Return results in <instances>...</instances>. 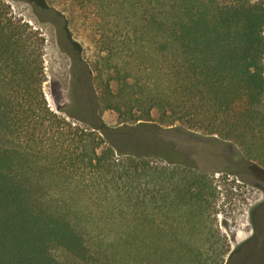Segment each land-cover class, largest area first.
Returning a JSON list of instances; mask_svg holds the SVG:
<instances>
[{
	"label": "trees",
	"instance_id": "16d2710c",
	"mask_svg": "<svg viewBox=\"0 0 264 264\" xmlns=\"http://www.w3.org/2000/svg\"><path fill=\"white\" fill-rule=\"evenodd\" d=\"M102 1L123 11L132 44L139 42V26L147 42L153 33L157 41L149 47L162 56L168 44L174 47L172 63L164 61L157 72L162 81L156 88L162 89L149 99L138 97L136 81L128 78L117 80L115 92L106 83L99 104L116 114L115 127L95 113L91 72L79 57L70 68L69 103L56 107L63 115L51 109L42 90L44 39L0 0V67L9 72L0 81V135L20 138L12 146L0 144V264H59L50 252L54 247L87 261L86 236L100 228L82 219L97 205L124 221L114 224L95 264H224L206 257L194 238L211 202L208 179L174 150L165 131L172 129L163 126L186 125L210 141L235 145L234 158L260 160L263 2ZM45 2L54 12L49 20L62 49L69 41L64 16L84 21L98 10L97 0ZM111 50L107 45L101 53ZM125 88L131 91L127 103ZM153 109L160 123L152 122ZM41 141L48 148L39 147L35 163L25 143Z\"/></svg>",
	"mask_w": 264,
	"mask_h": 264
},
{
	"label": "rangeland",
	"instance_id": "374dc122",
	"mask_svg": "<svg viewBox=\"0 0 264 264\" xmlns=\"http://www.w3.org/2000/svg\"><path fill=\"white\" fill-rule=\"evenodd\" d=\"M2 1L8 5L14 18L27 23L44 39L42 90L49 106L58 114L62 113L56 107H63L69 103L72 92L70 68L76 57L80 58L87 72L88 70L91 72L89 82L96 95L95 113L100 114L103 123L109 127L118 126L119 120L115 113L102 110L100 107L99 99L101 100L106 83L109 82L111 91L115 92L117 80L128 78L129 82L136 81L133 91L143 101L162 89L158 91L156 88L157 81L160 83L162 81V76L158 77L157 72L164 61L172 63L174 47L168 44L167 51L162 56L155 51V46L149 47L157 41L153 33L147 42V37L142 34L144 32L139 26V33L136 34L139 42L135 45L129 42L126 39L128 37L125 30L126 17L118 5L109 8L107 2L97 0V13L89 10L92 11L90 17L93 16L84 21L80 18L72 19L66 14L64 19L67 22L66 36L69 41L65 42L63 45L65 49H62L57 43L55 26L49 20L54 12L45 0ZM40 12H47L49 16L40 17L37 14ZM107 45L112 49L109 55L106 51L101 53V49ZM77 66L75 67L78 68ZM79 69L80 67L75 73L79 74ZM8 75L9 72L0 67V81L6 80L5 77ZM154 83L155 89H152ZM130 93L128 88L121 92L123 102L127 103ZM151 120L153 123H160L156 109L151 111ZM163 128L172 129L165 131L166 138L174 142V150L180 153L185 161L203 172L208 179L211 202L194 236L202 250H206V257H210L211 261L222 259L224 264H244L246 258L256 253L264 260V249L262 246L255 247L251 244L250 238L257 218L254 209L258 207L260 210L264 207V149L259 151L260 160L248 161L246 158H234L236 151H239L235 145L210 141L200 130H191L177 122L171 127L164 124ZM17 136L19 135L15 134L14 138L0 135V144L12 146L20 139H17ZM22 145L32 148L29 153L32 154V161L35 163L39 160V155L36 154L39 147L48 148L45 141L36 145L27 143ZM89 211L92 215L84 217L82 221L86 225L100 228L97 234L86 236L90 250L89 259L85 262L79 261L65 250L54 247L50 252L59 264H95V259L108 248L107 235L112 233L114 224H121L124 221L110 208L108 210L97 205ZM258 216L264 218V208ZM176 217L174 213V225L177 224ZM223 250L225 256L220 258L218 253Z\"/></svg>",
	"mask_w": 264,
	"mask_h": 264
},
{
	"label": "flooded vegetation",
	"instance_id": "af4514ba",
	"mask_svg": "<svg viewBox=\"0 0 264 264\" xmlns=\"http://www.w3.org/2000/svg\"><path fill=\"white\" fill-rule=\"evenodd\" d=\"M264 6V0H262ZM264 208V207H263ZM260 210L256 207L254 210L257 213V218L255 219V226L251 234V241L255 247H260L264 249V218L259 217ZM244 264H264V260L261 259L258 254L254 253L250 258L244 260Z\"/></svg>",
	"mask_w": 264,
	"mask_h": 264
}]
</instances>
